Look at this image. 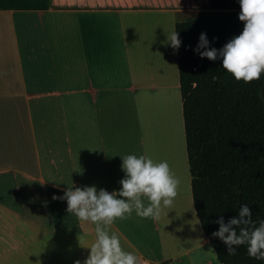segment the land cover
I'll return each instance as SVG.
<instances>
[{"label": "crops", "instance_id": "obj_1", "mask_svg": "<svg viewBox=\"0 0 264 264\" xmlns=\"http://www.w3.org/2000/svg\"><path fill=\"white\" fill-rule=\"evenodd\" d=\"M197 1L199 14L181 0H0V264L83 262L95 225L52 197L118 191L129 154L167 161L181 183L158 220L111 225L122 247L149 264H219L192 206L167 39L209 12Z\"/></svg>", "mask_w": 264, "mask_h": 264}, {"label": "trees", "instance_id": "obj_2", "mask_svg": "<svg viewBox=\"0 0 264 264\" xmlns=\"http://www.w3.org/2000/svg\"><path fill=\"white\" fill-rule=\"evenodd\" d=\"M207 9L211 14L174 24L182 41L176 62L192 206L219 264H264L248 256L246 245L227 255L212 236L216 221L238 216L243 204L257 226L264 220V74L237 82L220 60L193 51L201 33L219 49L243 30L239 0H207Z\"/></svg>", "mask_w": 264, "mask_h": 264}, {"label": "clouds", "instance_id": "obj_3", "mask_svg": "<svg viewBox=\"0 0 264 264\" xmlns=\"http://www.w3.org/2000/svg\"><path fill=\"white\" fill-rule=\"evenodd\" d=\"M239 5L238 18L244 24L242 32L219 49L211 47L206 33H201L193 51L201 58L220 60L221 67L237 82L248 84L260 80L264 74V0H239ZM167 39L174 50L181 47L176 31L167 34ZM121 158L125 176L119 181L118 191L97 190L95 185L72 186L63 196L52 197L65 200L66 211L79 221L95 225L96 239L87 247L90 249L87 258L83 262L76 260L74 264H147L134 252L125 250L120 237L111 232L110 227L117 219L131 218L133 211L141 218L158 220L163 208H172L178 196L181 181L167 161L155 162L146 155L134 154ZM252 215L251 208L243 204L238 216L227 222L221 216L216 221L219 228L212 236L226 245L227 255H236L237 249L246 245L249 257L264 260V220L257 226Z\"/></svg>", "mask_w": 264, "mask_h": 264}, {"label": "rangeland", "instance_id": "obj_4", "mask_svg": "<svg viewBox=\"0 0 264 264\" xmlns=\"http://www.w3.org/2000/svg\"><path fill=\"white\" fill-rule=\"evenodd\" d=\"M162 4H163V0H161ZM186 0H181V3H178V7L186 9V10H193V12H195L196 14H199L200 12H203L202 7H200L199 3L197 0H194V3L192 6L186 5ZM207 14H211V12L209 11ZM204 15V14H201Z\"/></svg>", "mask_w": 264, "mask_h": 264}, {"label": "built area", "instance_id": "obj_5", "mask_svg": "<svg viewBox=\"0 0 264 264\" xmlns=\"http://www.w3.org/2000/svg\"><path fill=\"white\" fill-rule=\"evenodd\" d=\"M147 264H149V263H147Z\"/></svg>", "mask_w": 264, "mask_h": 264}]
</instances>
